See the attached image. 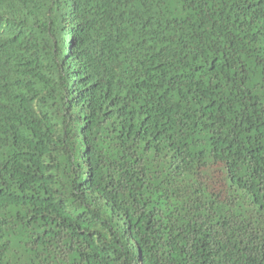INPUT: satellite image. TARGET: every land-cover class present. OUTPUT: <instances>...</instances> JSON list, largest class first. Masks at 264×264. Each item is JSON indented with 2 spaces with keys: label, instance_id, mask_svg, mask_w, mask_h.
I'll return each mask as SVG.
<instances>
[{
  "label": "trees",
  "instance_id": "obj_1",
  "mask_svg": "<svg viewBox=\"0 0 264 264\" xmlns=\"http://www.w3.org/2000/svg\"><path fill=\"white\" fill-rule=\"evenodd\" d=\"M0 264H264V0H0Z\"/></svg>",
  "mask_w": 264,
  "mask_h": 264
}]
</instances>
